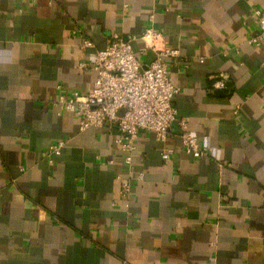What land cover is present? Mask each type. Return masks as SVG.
<instances>
[{"label": "crops", "instance_id": "obj_1", "mask_svg": "<svg viewBox=\"0 0 264 264\" xmlns=\"http://www.w3.org/2000/svg\"><path fill=\"white\" fill-rule=\"evenodd\" d=\"M254 9L264 0H0V264H264V41L247 42ZM150 26L156 49L178 51L166 59L177 118L212 150L187 154L174 121L164 141L140 131L127 166L114 124L81 131L52 101L91 87L96 72L77 64L113 33L134 36L150 64L156 51L141 38ZM81 37L94 47L79 48ZM221 76L227 87L213 89ZM59 139L49 165L45 151Z\"/></svg>", "mask_w": 264, "mask_h": 264}, {"label": "built area", "instance_id": "obj_2", "mask_svg": "<svg viewBox=\"0 0 264 264\" xmlns=\"http://www.w3.org/2000/svg\"><path fill=\"white\" fill-rule=\"evenodd\" d=\"M252 15L257 18V31L247 42L257 46L264 41V10L254 9ZM159 37L153 27L145 28L141 38L147 46L154 48L156 56L150 64L142 67L131 46L135 37L123 38L113 33L104 48L94 49L89 60L77 64L79 69L96 72L91 87L85 91L73 90L69 95L59 94L52 101L58 112H69L77 117L81 131L105 123L114 124L118 131L115 143L124 152L123 161L127 166L132 161L134 141L140 131L152 132L156 139L164 141L174 121L178 123L179 137L187 154L200 158L212 150L210 146L202 145L189 131L186 119L177 118L173 99L180 92V87L169 79L166 59L177 56L178 51L167 47L156 49L152 42ZM79 46L81 49L94 47L90 39L82 37ZM226 87L227 80L223 76L212 84L213 89ZM65 142L59 139L47 147L45 159L49 165L61 153ZM172 152L170 148L162 150L161 159L168 160ZM118 178L121 192L128 193L130 177ZM138 178H142L141 173Z\"/></svg>", "mask_w": 264, "mask_h": 264}]
</instances>
